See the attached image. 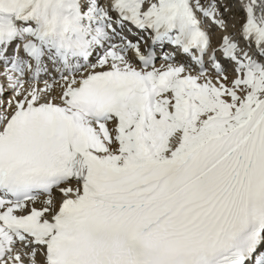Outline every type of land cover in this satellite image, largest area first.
I'll list each match as a JSON object with an SVG mask.
<instances>
[{
    "label": "snow or ice",
    "instance_id": "obj_1",
    "mask_svg": "<svg viewBox=\"0 0 264 264\" xmlns=\"http://www.w3.org/2000/svg\"><path fill=\"white\" fill-rule=\"evenodd\" d=\"M0 64V264H264V0H0Z\"/></svg>",
    "mask_w": 264,
    "mask_h": 264
},
{
    "label": "bare ground",
    "instance_id": "obj_2",
    "mask_svg": "<svg viewBox=\"0 0 264 264\" xmlns=\"http://www.w3.org/2000/svg\"><path fill=\"white\" fill-rule=\"evenodd\" d=\"M229 31H231V29H229ZM214 42H215V37H214ZM41 87L43 86V84L41 83V85H40Z\"/></svg>",
    "mask_w": 264,
    "mask_h": 264
}]
</instances>
